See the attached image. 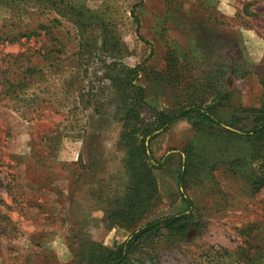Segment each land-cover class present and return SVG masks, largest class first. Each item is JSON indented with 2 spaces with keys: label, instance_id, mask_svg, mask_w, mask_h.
Returning a JSON list of instances; mask_svg holds the SVG:
<instances>
[{
  "label": "rangeland",
  "instance_id": "374dc122",
  "mask_svg": "<svg viewBox=\"0 0 264 264\" xmlns=\"http://www.w3.org/2000/svg\"><path fill=\"white\" fill-rule=\"evenodd\" d=\"M29 1L0 2V33H40L0 38V264H86L89 244L114 248L130 233L109 219L134 185L129 159L138 155L120 68L140 67L134 83L146 89L140 117L149 128L154 109L192 100L261 107L264 0H71L84 7L86 31ZM56 15L64 24L56 36L38 28ZM147 140L156 194L139 225L187 209L184 151L194 160L186 194L198 210L185 239L156 240L154 264H264V187L253 191L230 170L251 151L245 140L210 138L187 118ZM250 157L244 172H259Z\"/></svg>",
  "mask_w": 264,
  "mask_h": 264
},
{
  "label": "trees",
  "instance_id": "16d2710c",
  "mask_svg": "<svg viewBox=\"0 0 264 264\" xmlns=\"http://www.w3.org/2000/svg\"><path fill=\"white\" fill-rule=\"evenodd\" d=\"M6 1L0 0V2ZM8 1L12 3L15 0ZM22 1L30 2L29 0ZM32 2L35 5L42 3L41 0H32ZM43 9H52L61 17L72 18L78 24L80 31L87 30V24L83 23L82 20L86 13L80 4L72 3L71 0H43ZM88 13L89 11H87ZM88 17H93V14L91 13ZM98 20L100 21L99 18ZM100 22L101 24H97L98 27H107V22L102 20ZM63 25L62 20L56 15L51 18L49 24H40L38 28L44 30L46 34L51 33L56 36L57 33L54 28L59 29ZM38 31L35 29L14 33L7 29L1 31L0 38H4L7 43H17L23 38H30L32 35L39 36ZM106 45H110V42H107ZM118 45V41L111 40V46L114 50L118 49ZM86 46L90 48L88 44ZM57 48L58 52H61L65 48V43L59 42ZM23 55L24 53H21L19 56ZM111 63L113 64L111 66H119L118 63ZM38 65V63L28 64L27 68H35ZM172 66L177 67V64L173 63ZM172 71L177 72V69H171ZM139 73V65L135 67L123 65L120 68V77L117 79L119 88L123 90L122 95L126 97L123 112L132 124V134L130 137L128 134L127 139L136 141L138 155L131 156L129 159L136 165L137 169L133 168L134 185L123 198L117 210L109 215L110 220L123 225L129 229L130 233L124 241L114 248L105 247L99 243L89 244L82 253V259L86 264H154L157 259L154 245L158 238L166 236L168 240L177 242L185 239L195 225L198 228V224L193 222L198 210L192 199L186 194L185 189L189 172L194 165V160L186 151H184L178 175V187L183 200L188 204L187 209L175 214L156 217L139 225L142 216L156 194L155 181L151 176V169L148 168L150 164L148 163L149 143L147 137L153 136L156 132L167 130L177 120L189 119L199 131L206 132L210 138L216 140H245V147L251 151L243 154L245 157H235L230 161L231 173L238 174L237 177L240 176L241 180L253 191H259L264 187V105L253 108L232 105L226 108V105L220 101L213 100L207 103L192 100L184 106H175L168 110L154 109L156 123H154V127L149 128L140 117V108L146 105V89L134 83ZM18 83L27 84L26 78L19 80ZM13 86L14 82L10 87ZM247 125L250 127H246ZM139 132L141 133L139 134ZM140 156L143 162L139 161ZM249 156L252 160H260L259 172L252 171L249 174L244 172V168L251 165V160L246 158Z\"/></svg>",
  "mask_w": 264,
  "mask_h": 264
}]
</instances>
